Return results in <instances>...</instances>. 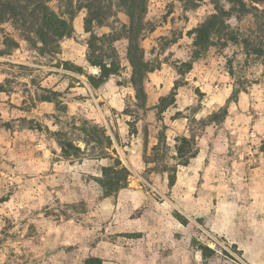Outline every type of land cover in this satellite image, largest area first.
I'll return each mask as SVG.
<instances>
[{
  "label": "rangeland",
  "instance_id": "obj_1",
  "mask_svg": "<svg viewBox=\"0 0 264 264\" xmlns=\"http://www.w3.org/2000/svg\"><path fill=\"white\" fill-rule=\"evenodd\" d=\"M232 1L221 3L229 8ZM50 6L66 18L74 15V32L54 52L26 40L12 20L0 21V264H249L233 241L213 230V220L223 219L227 203L221 201L240 194L241 206H263V213L236 216L249 221L237 228L252 230L251 241L264 242V64L242 42L255 35L253 13L231 17L239 39L215 37L187 70L194 52L190 32L215 11L212 0H149L146 20L154 30L140 45L156 70L146 74L139 97L123 32L126 11L114 3L113 15L102 25L94 21L90 32L89 11L80 0H51ZM105 33L122 37L92 42L93 34ZM68 51L85 55L88 65L89 54H106L108 62L120 64L111 93L124 96L122 126L104 90L92 85L98 82L91 83L94 74L68 58ZM101 109L115 115V129ZM215 113L221 119L216 123L224 122L217 128L209 126ZM176 116L188 118L195 148L196 135L207 133L205 167H185L187 157L178 158L167 143L171 139L149 144V125L164 131ZM241 128L245 135L235 131ZM111 130L126 134L119 140L123 151ZM135 132L145 141L138 167L125 160L134 153L129 136ZM61 142L80 150L65 153ZM242 156L260 167L263 184L249 183L248 167L239 170L235 160ZM117 158L131 174L125 187L108 194L104 170ZM241 171L246 175L239 179ZM259 190L252 205L250 193Z\"/></svg>",
  "mask_w": 264,
  "mask_h": 264
},
{
  "label": "trees",
  "instance_id": "obj_2",
  "mask_svg": "<svg viewBox=\"0 0 264 264\" xmlns=\"http://www.w3.org/2000/svg\"><path fill=\"white\" fill-rule=\"evenodd\" d=\"M81 4L89 11V17L86 18L87 31H92L91 24L97 21L99 24H104L106 19L113 15L114 3L126 11L129 17V23L123 26L125 38L129 41L128 57L133 67L132 84L137 89L138 96L144 94V78L146 74L153 71L155 68L149 65L145 60V51L140 45V41L146 36V33L154 30V26H149L146 20L149 0H80ZM192 2L195 0H185ZM51 0H0V21L12 20L22 31V35L26 40L33 42L39 41L43 47H49L51 50H56L60 47V41L70 36L74 32L71 14L70 18H66L63 14L56 12L50 6ZM215 11L210 14L204 22L194 28L190 33L194 34V52L193 57L188 62H185L187 70L192 69L196 59L214 45V38H224L230 36V40L235 41L239 36L231 29L229 20L231 17L244 14H252L256 19L255 35H248L242 38V42L247 50L248 55H255L263 58L264 64V7L260 8L258 4L264 3V0H233V5L229 8L221 3V0H212ZM90 25V26H89ZM92 42L102 43L105 40L115 42L122 36L103 34L97 36L93 34ZM92 47V43H91ZM94 55V54H93ZM88 55V60L93 66L100 68L98 75L90 76V81L98 80L92 85L97 88L107 81L112 75L119 73L120 64L112 58L109 62L106 59V54L93 56ZM105 59H104V58ZM176 90V87H175ZM213 116L214 122L221 121L216 113ZM97 127V126H96ZM179 144L176 149L178 158L184 160V165L189 163V159L197 154L195 148V140L192 137L179 138ZM62 149L65 153L69 148L80 150L72 142H61ZM194 147V148H193ZM154 149H157L155 147ZM105 179L103 180L104 187L107 188V193L112 194L128 183V177L131 174L129 169L117 158L115 163L108 166L104 170ZM175 183V177L171 179V184ZM203 249L211 251L206 245Z\"/></svg>",
  "mask_w": 264,
  "mask_h": 264
},
{
  "label": "crops",
  "instance_id": "obj_3",
  "mask_svg": "<svg viewBox=\"0 0 264 264\" xmlns=\"http://www.w3.org/2000/svg\"><path fill=\"white\" fill-rule=\"evenodd\" d=\"M76 30L78 33L83 32V24L82 22H80V20H77V25H76ZM65 46L69 45V42L63 43ZM70 52V53H69ZM72 52V53H71ZM178 55V54H177ZM67 57L71 58L73 61H75L76 63H79L80 65H84V68L89 70L90 73L94 74V75H98L99 74V68L97 66H93V65H88V61L85 58V55H76L75 53H73V51H68L67 53ZM207 61V60H206ZM206 61L204 60V62L206 63ZM196 64V62L194 63V65ZM194 67L191 69L193 70ZM156 70V69H155ZM155 70H153L152 72H154ZM154 74V73H153ZM113 76H111L107 81H105L100 87H98V90L101 89L104 90L105 95H106V99H107V106L116 109L119 113L117 114L118 117V122L119 124L122 126V119L124 116H127V113L124 111L126 102L124 99V96L121 95L120 91H117V93L113 92L111 93V89H116L114 86V79L112 78ZM161 86V84H160ZM107 91H110L109 93H107ZM223 97L227 98L229 97V92L223 91L221 94ZM101 113L103 118L107 119V122L109 124L110 127H112L113 129H115V127H113L115 124H113L112 119L114 120V114H107L108 111H104L101 109ZM112 115V118H111ZM165 120V119H164ZM167 120V119H166ZM188 120V118L186 117H180V116H176V117H170L169 121L167 122V125H169L166 129H164V131H161L160 128H156V125H149V128L147 129V133H146V137L147 140L149 141V144L151 145V147H154L155 145H157L159 142H161V138L163 139H171V142L168 141V144H171L174 146L175 149V153L176 155H178L177 153V149L176 146L178 144V140L181 137H190L191 136V132L189 130V128L187 127L186 121ZM160 122H162L160 120ZM224 123V122H223ZM221 124H217L216 122H212L209 124V126H215L216 128L219 127ZM215 128V131H216ZM112 131V130H111ZM116 132L112 131L111 137L113 139L114 142H117L118 146L121 147V150L123 151V146L119 143V140H121V137L126 136V134H124V132L120 133L117 132V130H115ZM237 133H241V135H245V131H247L246 129H238L235 130ZM201 133V132H199ZM206 135L207 133H201L199 135H196V139H197V154L192 157L189 161V163L187 165H185V167H191V166H199V167H205L208 163H207V156L209 155V150H210V146L209 144H205V142H208L206 139ZM218 133H216V137H217ZM132 137L134 138L135 142H133V146L134 147H130V149L134 152L133 154L129 155V157L125 158L127 164L129 166L132 167H138L144 164L143 161V155H144V150H145V145H144V136L142 135V133L140 132H135L132 133L131 136H129V138ZM208 137H215L214 133L209 134ZM215 140L218 139V137ZM211 141V140H210ZM148 143V142H147ZM238 145V144H237ZM237 145H231L229 144V146H231L232 148H236ZM216 148H214V151H217V145ZM240 148L242 149L243 144H239ZM124 155L125 152H124ZM127 156V155H126ZM235 162H237L238 168L239 170L244 169L246 170V168L248 167V171H249V177H246V179L249 180V183H255L257 185L263 184V172H260L261 174H259L258 170L260 169L259 166H253L252 167V162L250 158H247L245 156H242L238 159L235 160ZM257 175L255 177H250V175ZM246 174H243V172H239V175H237V177H239V179L244 178ZM258 175L260 178H258ZM248 193V191L246 192ZM261 190H259L258 192H251L250 196L254 198L255 201L252 202V205L257 204L256 201L259 197V194H261ZM238 197H241V195L239 194V196H232V201L229 200H223L221 201V204L223 205L224 203H227L226 205V209L223 212H220V215L223 216V219H220L219 216H216V218L213 220V230H215L216 232H219L223 235H225L227 238H229L231 241V243H234L238 246V248L242 251V255L243 257H245L246 261L249 264H264V242H254L253 240L251 241L250 237H253L254 239L256 238L255 233L252 230H245V227H243L242 230L238 229V225L240 223H244V224H248L249 221H247L245 218H239L237 219L236 216L239 215H251V214H262L263 213V206H259L257 208H254L252 206H241L239 204V200ZM229 205V206H228ZM221 208H223V206H221ZM218 215V213H217ZM240 221V222H239ZM239 222V224H238ZM248 237V241L246 240V238ZM263 237V236H262Z\"/></svg>",
  "mask_w": 264,
  "mask_h": 264
}]
</instances>
